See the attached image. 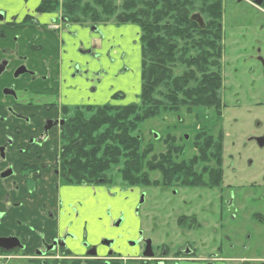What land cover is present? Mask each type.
I'll list each match as a JSON object with an SVG mask.
<instances>
[{
  "label": "flooded vegetation",
  "instance_id": "flooded-vegetation-1",
  "mask_svg": "<svg viewBox=\"0 0 264 264\" xmlns=\"http://www.w3.org/2000/svg\"><path fill=\"white\" fill-rule=\"evenodd\" d=\"M238 1L264 11V0ZM50 14L56 15L51 28L55 35L73 25L61 12ZM5 17L0 11V19ZM259 29L264 31V26ZM222 45L224 52V30ZM234 45L237 61L259 65L256 70L250 64L246 77L264 83L261 41L248 49L238 41ZM41 51L30 48L33 54ZM0 53V80L10 76L0 90V264H264V207L252 209L233 184L208 188L200 185L203 174L162 172L161 182L152 186H128L142 188L136 197L133 190L112 191L111 173L98 184L78 183L65 166L64 131L71 117L78 119L79 108L89 106L73 99L79 86L58 77V92L34 94L31 85L49 77L32 71L26 55L9 49ZM68 69L74 78L82 75L74 60ZM59 71L64 72L63 64ZM241 72L235 70L228 88L229 95L237 89V106L245 90L241 83L236 86ZM244 97L252 100L246 90ZM261 137L253 136L248 143L263 149L257 141ZM184 178L196 183L185 185ZM220 179H225L224 172ZM150 193L151 205L144 210ZM81 214L80 236L73 230ZM65 226L72 230L65 231Z\"/></svg>",
  "mask_w": 264,
  "mask_h": 264
},
{
  "label": "trees",
  "instance_id": "trees-1",
  "mask_svg": "<svg viewBox=\"0 0 264 264\" xmlns=\"http://www.w3.org/2000/svg\"><path fill=\"white\" fill-rule=\"evenodd\" d=\"M37 11L61 12L68 24L99 26L115 19L140 28V104L81 107L78 119L71 117L64 131L65 166L78 183L98 184L119 168L127 186H152L149 174L157 167L154 159L149 161L150 151L143 150L142 137L136 134L140 125L165 113L212 110L221 114L222 0H41ZM207 141L197 157L200 162L209 157ZM170 158L165 161L168 165ZM195 164L192 159L161 171L193 174ZM222 172L214 174L208 185L216 184ZM182 181L185 185L196 183L189 178Z\"/></svg>",
  "mask_w": 264,
  "mask_h": 264
},
{
  "label": "rangeland",
  "instance_id": "rangeland-1",
  "mask_svg": "<svg viewBox=\"0 0 264 264\" xmlns=\"http://www.w3.org/2000/svg\"><path fill=\"white\" fill-rule=\"evenodd\" d=\"M30 1L34 5L39 2V0ZM262 26H264V11L245 1L239 3L238 0H224L222 28L226 45L222 59V97L225 105L220 115L212 110H198L191 114L165 113L158 118L148 119L140 125L136 134L142 137L143 150L150 151L149 161L154 159L157 167L155 172L149 174L153 184L161 182L160 173L165 171L167 166L175 168L182 162L196 159L194 170L197 174L205 175L203 180L206 181V187L226 188L233 184L235 188L240 189L239 193L242 196L246 195L244 198L250 206L252 205V209H258L256 206L264 207V203H261L264 202V148L260 149L255 144L248 143L253 136L264 137V83L259 78L252 81L250 77H246L245 72L250 64L256 70L259 69V65L255 60L249 61L246 66L241 58L237 61L235 54L237 47L234 45V41H238L239 45L242 44L248 49L251 46L255 47L256 40H260L264 49V31L259 29ZM71 28H81L88 31L90 37L99 38V47L95 48L96 44H91V48H88L91 53L87 55L98 61L100 68L93 70L91 75L87 74L91 81L88 87L82 88L83 93L78 98L80 105L125 107L140 104L143 84L140 28L134 24L119 23L115 19L107 24H100L96 31H93L89 25L73 24L70 31ZM68 30L66 29V32ZM68 56L72 57L71 54ZM237 69L243 70V73H238L235 77L238 82L236 86L239 83L244 85L246 92H250L252 98L248 101L244 97L245 90H241L242 96L239 97L241 105L238 106L233 98V92H237V89H233L230 95L228 91L232 86L230 77ZM70 73L72 70L68 69L66 75L68 83L76 84L79 77L74 78ZM92 77L97 79L94 81ZM256 122L261 123L260 128L257 127ZM155 135H158L157 139ZM185 136L189 137L188 140ZM206 138L210 145L207 151L209 157H205V160L200 162L197 157L200 158V151ZM169 155L171 158L168 165L165 161ZM215 157H218V161ZM220 170L224 172L225 179H218L216 184L208 185L207 180L214 174L218 175ZM111 177L112 191L120 193L133 190V196L139 195V190L142 188H129L123 182L119 168H115ZM151 201L150 193L143 204L144 210L151 205ZM248 213L250 215V211Z\"/></svg>",
  "mask_w": 264,
  "mask_h": 264
},
{
  "label": "crops",
  "instance_id": "crops-1",
  "mask_svg": "<svg viewBox=\"0 0 264 264\" xmlns=\"http://www.w3.org/2000/svg\"><path fill=\"white\" fill-rule=\"evenodd\" d=\"M40 3L41 0L35 5L30 0H0V11H4L6 14L4 19H0V51L9 49L18 52L20 55L28 56L27 62L30 69L38 72L40 76L49 77L45 82L37 81L31 85L32 92L39 95H53L58 92L60 88L56 80H58V77L68 79L66 75L69 61L70 59L74 60L75 63L79 64L82 71V75H80L76 83L80 88L79 93L73 97V99L78 100L83 93L82 88L88 87L91 81V78L87 74L90 73L91 75L93 70L100 68V63L87 55L88 51H91L88 49L91 48V44H96L95 48L99 47V38L90 37L88 31L81 28H71L70 31V27L65 28L59 36L55 35L51 28L53 27L52 22L56 18V15L39 14L37 9ZM14 17L15 21L12 22ZM26 17H30V22L28 21L27 25H23ZM66 29H69L68 32H66ZM71 34H73V37ZM61 41L64 42L62 49H60ZM30 48H41L42 51L40 54H33L30 52ZM79 48L83 49V51H79ZM62 50H66V54L64 53L65 55L63 56L60 55ZM92 53L95 54L93 50ZM67 54H71L72 57H69ZM9 58H12V56H9ZM62 64L64 72L59 71ZM97 77L92 78L95 81ZM9 79L10 76L6 75L0 80V90L1 86L9 82ZM84 216L85 214H81L79 227L73 230L78 232L80 236L84 227ZM64 230L68 231L69 228L65 226Z\"/></svg>",
  "mask_w": 264,
  "mask_h": 264
},
{
  "label": "water",
  "instance_id": "water-1",
  "mask_svg": "<svg viewBox=\"0 0 264 264\" xmlns=\"http://www.w3.org/2000/svg\"><path fill=\"white\" fill-rule=\"evenodd\" d=\"M92 30L96 31L97 27H93ZM155 138L157 139L158 135H155ZM257 141H258V144H259L260 147H264V138L263 137L258 138Z\"/></svg>",
  "mask_w": 264,
  "mask_h": 264
}]
</instances>
